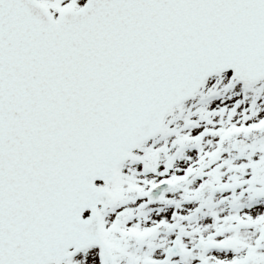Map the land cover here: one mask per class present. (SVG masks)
<instances>
[{"label": "snow or ice", "instance_id": "1", "mask_svg": "<svg viewBox=\"0 0 264 264\" xmlns=\"http://www.w3.org/2000/svg\"><path fill=\"white\" fill-rule=\"evenodd\" d=\"M0 264H264V0H0Z\"/></svg>", "mask_w": 264, "mask_h": 264}]
</instances>
